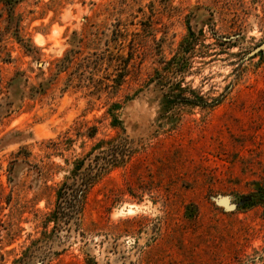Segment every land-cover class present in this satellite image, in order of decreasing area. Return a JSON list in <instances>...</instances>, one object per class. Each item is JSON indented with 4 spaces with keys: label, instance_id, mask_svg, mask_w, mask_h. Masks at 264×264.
<instances>
[{
    "label": "rangeland",
    "instance_id": "rangeland-1",
    "mask_svg": "<svg viewBox=\"0 0 264 264\" xmlns=\"http://www.w3.org/2000/svg\"><path fill=\"white\" fill-rule=\"evenodd\" d=\"M263 44L264 0L0 4V264H264Z\"/></svg>",
    "mask_w": 264,
    "mask_h": 264
},
{
    "label": "trees",
    "instance_id": "trees-1",
    "mask_svg": "<svg viewBox=\"0 0 264 264\" xmlns=\"http://www.w3.org/2000/svg\"><path fill=\"white\" fill-rule=\"evenodd\" d=\"M19 1L20 0H0V4H5L10 10V12H13L14 5L17 4ZM116 85L120 87L122 86V83L116 82ZM12 107H13L12 103L7 105L6 107L0 105V122L4 114L11 112ZM126 145H127L126 142H119L116 146H112L107 156L103 159L95 158V163L91 162L92 159L91 158L88 159V157L86 159L77 162L74 170L76 171L77 174H80V179L78 180V182L70 186L67 183H64L61 189V192H65V191L71 192L70 201L74 205L73 215L77 216L79 214L86 194L96 184V182L100 179V177L103 176L104 173L108 172L110 169L124 165L127 161V158L129 159L131 157L132 152L129 151ZM21 152L22 151L18 152V154L20 155ZM17 162L18 161H14L11 163L10 171L13 169L15 163ZM259 190L260 191H258V195L254 196L256 199V204L261 203L264 200V190L263 188H259ZM248 206H253V203H250ZM51 215L56 216L57 219L55 220L59 222H61V220H65L67 217V215H64L61 212L60 207H58V209L54 211Z\"/></svg>",
    "mask_w": 264,
    "mask_h": 264
},
{
    "label": "water",
    "instance_id": "water-1",
    "mask_svg": "<svg viewBox=\"0 0 264 264\" xmlns=\"http://www.w3.org/2000/svg\"><path fill=\"white\" fill-rule=\"evenodd\" d=\"M260 50H264V44L257 51H260Z\"/></svg>",
    "mask_w": 264,
    "mask_h": 264
}]
</instances>
